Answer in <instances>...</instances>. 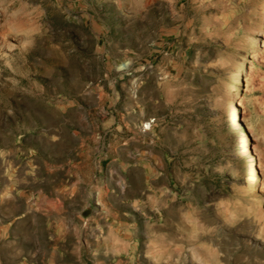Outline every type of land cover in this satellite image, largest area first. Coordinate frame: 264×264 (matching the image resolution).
Returning a JSON list of instances; mask_svg holds the SVG:
<instances>
[{"label": "rangeland", "instance_id": "374dc122", "mask_svg": "<svg viewBox=\"0 0 264 264\" xmlns=\"http://www.w3.org/2000/svg\"><path fill=\"white\" fill-rule=\"evenodd\" d=\"M0 264H264V0H0Z\"/></svg>", "mask_w": 264, "mask_h": 264}, {"label": "bare ground", "instance_id": "6f19581e", "mask_svg": "<svg viewBox=\"0 0 264 264\" xmlns=\"http://www.w3.org/2000/svg\"><path fill=\"white\" fill-rule=\"evenodd\" d=\"M246 167H250V165H249V164H247V165H246Z\"/></svg>", "mask_w": 264, "mask_h": 264}]
</instances>
